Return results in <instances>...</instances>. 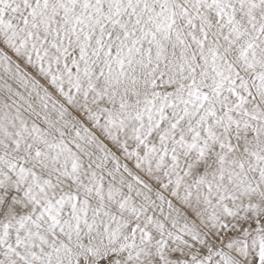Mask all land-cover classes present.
<instances>
[{
	"label": "snow or ice",
	"instance_id": "snow-or-ice-1",
	"mask_svg": "<svg viewBox=\"0 0 264 264\" xmlns=\"http://www.w3.org/2000/svg\"><path fill=\"white\" fill-rule=\"evenodd\" d=\"M0 264H264V0H0Z\"/></svg>",
	"mask_w": 264,
	"mask_h": 264
}]
</instances>
